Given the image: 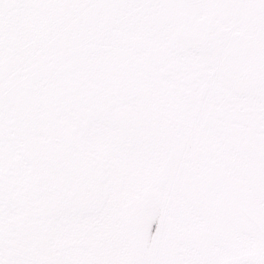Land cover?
I'll return each mask as SVG.
<instances>
[{"label": "snow or ice", "instance_id": "1", "mask_svg": "<svg viewBox=\"0 0 264 264\" xmlns=\"http://www.w3.org/2000/svg\"><path fill=\"white\" fill-rule=\"evenodd\" d=\"M0 264H264V0H0Z\"/></svg>", "mask_w": 264, "mask_h": 264}]
</instances>
